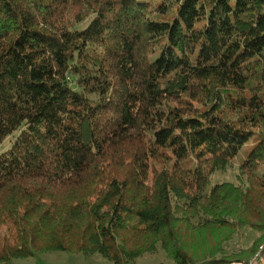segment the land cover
Instances as JSON below:
<instances>
[{"label": "trees", "instance_id": "trees-1", "mask_svg": "<svg viewBox=\"0 0 264 264\" xmlns=\"http://www.w3.org/2000/svg\"><path fill=\"white\" fill-rule=\"evenodd\" d=\"M0 264L249 259L264 241V0H0ZM255 137L237 181L210 190ZM242 249L223 245L243 227ZM249 250V249H248Z\"/></svg>", "mask_w": 264, "mask_h": 264}, {"label": "rangeland", "instance_id": "rangeland-1", "mask_svg": "<svg viewBox=\"0 0 264 264\" xmlns=\"http://www.w3.org/2000/svg\"><path fill=\"white\" fill-rule=\"evenodd\" d=\"M16 135L9 136L0 150H4L11 145V141ZM255 143V137L251 138L239 151L233 162L224 170L216 171L207 185V190H210L215 184L220 183L224 180L233 182L237 181V174L240 172L239 164L241 160L247 156L252 145ZM259 173L264 172V166L259 167ZM257 231L249 226L243 227L239 230L234 237L224 243L223 247L229 252L240 251L245 249L243 252V258L249 257L251 254L250 247L254 239L257 236ZM249 249V250H248ZM253 256V255H252ZM251 256V257H252ZM1 264H115L112 260L104 257L101 254H83L74 253L65 250H47L43 252H37L32 256L24 258H15L9 263ZM132 264H177V262L170 258L166 251L163 249L161 244L157 245V249L153 252H144L135 258Z\"/></svg>", "mask_w": 264, "mask_h": 264}, {"label": "built area", "instance_id": "built-area-1", "mask_svg": "<svg viewBox=\"0 0 264 264\" xmlns=\"http://www.w3.org/2000/svg\"><path fill=\"white\" fill-rule=\"evenodd\" d=\"M218 264H264V241L259 244L256 252L249 259L232 262H221Z\"/></svg>", "mask_w": 264, "mask_h": 264}]
</instances>
